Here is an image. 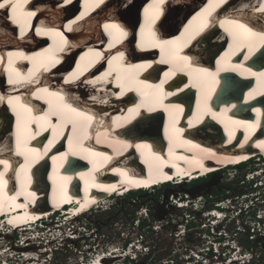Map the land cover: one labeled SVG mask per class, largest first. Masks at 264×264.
Wrapping results in <instances>:
<instances>
[{
    "label": "bare ground",
    "instance_id": "6f19581e",
    "mask_svg": "<svg viewBox=\"0 0 264 264\" xmlns=\"http://www.w3.org/2000/svg\"><path fill=\"white\" fill-rule=\"evenodd\" d=\"M44 1L51 5L40 7L59 16L61 29L55 28L58 25L39 30L35 26L29 38L52 31L54 41L47 50L32 53L25 73L19 74L14 65L25 59L16 58L14 62L6 61L4 76L0 77V234L12 232L13 240L19 241V248L28 254H15L22 257L17 264H42L40 251L32 255L34 250L26 249L32 248L30 241L46 238L41 230L38 233L43 234H37L35 221L53 227L47 223L48 205L61 207L52 212L64 209L69 214L59 220L57 227L71 225L74 233L73 221L101 209L112 194L121 195L139 187H161L159 183L173 178H177L173 186L187 184L191 178H205L224 166L264 154V60L259 58L264 55V0H210L208 4L202 0H170L162 32L169 34L180 25L177 36L171 38H161L152 27L162 17V5L147 7L143 16L148 18L139 27V22L130 26L138 0H108L106 5L97 0L95 6L88 2L92 6L87 4L76 16V28L89 24L93 6L110 8L112 19H120L117 22L105 15L98 16L107 21L100 27L110 31L111 38L116 40L113 44L119 42L116 36L123 31L121 24L129 26L130 35L124 42L132 59L122 62L123 51L111 50L108 54L112 77L103 82H111L112 90L106 84L91 87V81L77 79L81 78L83 64L95 54V46L99 44L100 48L105 40L98 24L86 27V35L93 44H88V38L78 42L71 39L74 46L68 48L58 32L72 28L73 20L68 17L76 2L65 0L68 4L62 12L53 4L54 0ZM0 4L5 5L0 8L2 19L6 17L7 5L12 9L25 6L24 0H0ZM220 5L227 9L214 12ZM260 17L261 23L256 24L255 19ZM152 33V40H145ZM132 39L137 41V49L134 44L129 45ZM192 40L193 50L186 48ZM82 43L86 46L83 52L74 48ZM69 51L79 53L76 63L58 72L47 87L52 65L63 59L62 67H66L65 55ZM17 53L14 50L10 59ZM202 56L210 58L207 64L204 59L200 63ZM224 74H231L243 84L234 85L220 99L217 95L224 88ZM33 80L39 81L36 89ZM33 96L45 99V104L33 100ZM78 97L86 100L88 106L77 104ZM187 98L191 102L186 103ZM63 104L67 111L62 109ZM89 105L103 111L95 122L92 117L99 112L93 113ZM44 106L45 112H41ZM118 108L120 113L106 117L110 110ZM159 113H163L162 122L168 113L170 140L160 144V137L149 132L136 136L145 127L162 130V124L156 126ZM12 128V137L7 138ZM52 130L57 137L49 135ZM40 134L46 138L43 145L38 144ZM63 136L67 138L64 142ZM148 137L153 140L147 141ZM230 144H238L239 149ZM60 145L58 149L56 146ZM72 158L85 165L73 168ZM199 188L188 191L195 193ZM48 233L54 239L49 240L47 249L56 245L55 239L65 236L64 231L60 236ZM64 238L73 241L74 236ZM2 249L0 264H11L12 256H7V248ZM97 256L94 264H108L120 257L115 251Z\"/></svg>",
    "mask_w": 264,
    "mask_h": 264
},
{
    "label": "built area",
    "instance_id": "2783aa9c",
    "mask_svg": "<svg viewBox=\"0 0 264 264\" xmlns=\"http://www.w3.org/2000/svg\"><path fill=\"white\" fill-rule=\"evenodd\" d=\"M243 163L248 169L238 176L244 187L239 191L233 190L226 195L225 190L200 192L206 186L200 184L196 186L200 190L195 193L177 191L171 194L174 196L170 203L180 211L177 217H166L175 226L170 236L175 244V253L181 252V262L177 264H264V154H255L240 164ZM240 164L214 171L211 176L221 172L228 175ZM229 188L228 192L232 190ZM217 192L222 196H217ZM141 211V217L148 214L146 210ZM142 221L145 220L136 224L140 225ZM152 229L159 230L155 226ZM70 235L78 237L74 233ZM140 235L130 240L125 248H118L121 255V263L118 264L130 263L139 256L148 255L152 247L147 244L146 238L142 239L143 234ZM136 241L139 242L130 253L129 246ZM164 262L175 264L171 258ZM80 264L84 263L81 261Z\"/></svg>",
    "mask_w": 264,
    "mask_h": 264
},
{
    "label": "rangeland",
    "instance_id": "374dc122",
    "mask_svg": "<svg viewBox=\"0 0 264 264\" xmlns=\"http://www.w3.org/2000/svg\"><path fill=\"white\" fill-rule=\"evenodd\" d=\"M193 99L195 100L196 98ZM182 100L185 101V99ZM189 102L191 101L187 98L186 103ZM167 118L168 113L165 121H161L160 123V125L162 124V130L156 129L152 131L150 127H145L146 129L143 128V132H139L138 134H136V136H140L141 133L145 134L146 132H149L158 135L162 141L170 140L168 136ZM163 126L165 127V133L163 131ZM230 145L234 148L236 146L237 149H239L238 144ZM242 150L247 149L244 148ZM247 169L248 167H244L242 170L238 168L235 170L233 169L230 170V174L228 175H225L222 172L217 173L213 176L208 175V178L200 183H207L213 180L214 184L211 185V189H209L208 186L202 187L200 192L210 191L211 193H214V191L216 190H225L224 195H226L227 193H232L233 190L239 191L244 187L241 186V182L238 179V176H240L244 170L247 171ZM200 183H197L195 185H188L184 183L181 185L178 184L176 186L163 185L161 187L151 189L150 191L145 193L137 192L132 197H130L131 194H128L129 197L127 196L109 198L106 200L107 202L103 204L104 206H102L101 209L91 211L90 213H87L81 218L73 221L72 225L73 229L76 232L74 233L76 234V236H78L77 239L70 241L66 238H63V242L59 239H55L56 245H54V247L56 249L52 250L51 252H47L42 249L44 248V245L43 247L41 245L39 250L36 249V247L40 246V242H36L34 244L30 241L29 245L32 244V248H27L26 250H34L31 251L32 255H35L37 251H40L39 256H41L42 258V260L40 261L42 264L43 259L45 261L44 264H79L80 261H82L83 263H89L90 260H93L95 258V260L93 261L94 264L99 257L96 254L102 253V255H104L106 254L105 252L112 248V252L115 251L116 254L120 255L118 253V248H125V244L127 242H129L130 240H135L137 237L141 236L140 234H143L142 239L146 238L145 240L147 241V244L152 247L148 255L139 256L136 261L124 264H166L164 261L170 258L174 260L175 264H177L178 262H181V252L175 253V244H173V240L170 236V233L173 231L175 226H172L170 224V221L166 217H177L180 215V211L175 209L172 203H170V199L173 196L171 194L177 191L189 193L188 190L195 188L197 185H200ZM227 188L232 190H229L228 192ZM144 210H146L148 214L141 217L139 215V212H144ZM59 218L61 217L59 216L56 219L50 218L48 219L50 221L47 222L48 225L55 226L53 229H51L53 233L55 232V236H58V234H60L65 229L64 227H57L59 221H53L59 220ZM138 219H144L145 222L143 224L141 223L140 225H137L136 223L137 221H139ZM152 226L159 228V230H153ZM47 230V237L51 236V234L48 233ZM11 233L12 232L5 231L4 234H0V247L3 249L7 248V256H12L10 260L13 262L11 264H17L20 261H17V259L22 258L21 256L18 257L17 255L19 253H23L24 249H21V247L19 248L20 242L13 240ZM138 242L139 241H136L130 244V253L132 250L131 248L135 247ZM13 246L17 249H13ZM54 247L52 246L48 249H53ZM85 257H87V260L84 259ZM119 258L113 260V262L111 263H121V259Z\"/></svg>",
    "mask_w": 264,
    "mask_h": 264
},
{
    "label": "water",
    "instance_id": "95a60500",
    "mask_svg": "<svg viewBox=\"0 0 264 264\" xmlns=\"http://www.w3.org/2000/svg\"><path fill=\"white\" fill-rule=\"evenodd\" d=\"M259 58H261V59L264 60V55H262V57L259 56ZM237 84H241L242 85L243 83H241V81L238 80L237 78H234L231 74H224V76H223V85H224V88H222V92L221 93H218L217 96L220 97V99H221L223 97V95L229 91L230 88H232L234 85H235V87H237ZM216 134L218 136V131L216 132ZM42 142L43 141L41 140V143ZM75 161L76 160H73V158H72V161L70 163V166H72V167L74 166V168H75ZM77 161H79V160H77ZM204 184L207 185V186H211L212 184H214V182H213V180H211L210 182L202 183V185H204Z\"/></svg>",
    "mask_w": 264,
    "mask_h": 264
},
{
    "label": "clouds",
    "instance_id": "9594fccd",
    "mask_svg": "<svg viewBox=\"0 0 264 264\" xmlns=\"http://www.w3.org/2000/svg\"><path fill=\"white\" fill-rule=\"evenodd\" d=\"M258 155H262V153L261 154H258ZM244 161V160H243ZM243 161H240V162H238V163H236V164H230V165H227V166H231V165H237V164H240V163H242ZM227 166H224V167H227ZM224 167H222V168H224ZM221 168V169H222ZM217 170H220V169H217ZM217 170H215V171H217ZM204 177V176H203ZM202 178V176H200L197 180H199V179H201ZM207 178V177H206ZM193 181H195V179H193ZM191 182H192V178H191ZM191 182H188V184L189 183H191ZM201 184V183H200ZM165 185H173V184H165ZM151 189H155V187L154 188H151ZM151 189H148V190H139V191H136V192H140V191H142V192H148V191H150ZM133 192H126L125 194H123V195H121V196H118V197H127V196H129L128 194H132ZM113 197H117V196H113ZM112 198V197H111ZM59 225V224H58ZM73 226V225H72ZM67 227L69 228V229H67ZM69 231H67V230ZM64 231V234H65V236L64 237H71L72 238V236L70 235V233H72L71 232V225H66V228L63 230ZM66 232V233H65ZM58 236H60V234L58 235ZM63 237V238H64ZM63 238H61V239H63ZM78 237H76V238H72L73 240H75V239H77ZM61 239H59V240H61ZM40 241V240H39ZM63 242V241H62ZM33 243H34V241H33ZM35 243H36V241H35ZM34 243V244H35ZM37 243H38V241H37ZM127 244H128V242L125 244V247L127 246ZM41 245H42V247H43V241H40V246L39 247H36V249H38L39 250V248L41 247ZM51 245H53V244H51ZM45 246H49V244H47V245H45ZM53 247H54V245H53ZM46 248V247H45ZM42 249H44V248H42ZM54 249H56L55 247L52 249V250H54ZM112 249V248H111ZM111 249H109V250H111ZM108 250V251H109ZM106 253V252H105ZM87 257H85L84 259H86ZM81 260H82V258H81ZM81 262V261H80ZM80 262H79V264H80ZM84 264H88V263H84Z\"/></svg>",
    "mask_w": 264,
    "mask_h": 264
},
{
    "label": "trees",
    "instance_id": "16d2710c",
    "mask_svg": "<svg viewBox=\"0 0 264 264\" xmlns=\"http://www.w3.org/2000/svg\"><path fill=\"white\" fill-rule=\"evenodd\" d=\"M245 163H243V164H240V165H238L237 166V168L238 169H240V170H242L244 167H245ZM207 178H202V179H199V181L198 180H195V181H192L191 183H189L188 185H195V184H197V183H200V182H202V181H204V180H206ZM141 193H144V192H142V191H140ZM137 192H133L131 195H130V197H132V196H134L135 194H136ZM222 193H220V192H217L216 193V195L217 196H220ZM222 196V195H221ZM129 197V196H128ZM145 221H142V223H144Z\"/></svg>",
    "mask_w": 264,
    "mask_h": 264
},
{
    "label": "snow or ice",
    "instance_id": "6c2138e0",
    "mask_svg": "<svg viewBox=\"0 0 264 264\" xmlns=\"http://www.w3.org/2000/svg\"><path fill=\"white\" fill-rule=\"evenodd\" d=\"M5 5L4 4H0V8H3ZM13 7H15V5H12Z\"/></svg>",
    "mask_w": 264,
    "mask_h": 264
}]
</instances>
